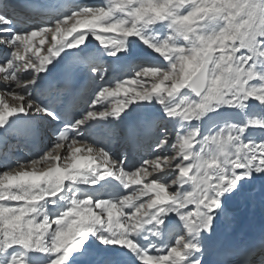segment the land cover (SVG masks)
I'll list each match as a JSON object with an SVG mask.
<instances>
[{"label":"snow or ice","instance_id":"obj_1","mask_svg":"<svg viewBox=\"0 0 264 264\" xmlns=\"http://www.w3.org/2000/svg\"><path fill=\"white\" fill-rule=\"evenodd\" d=\"M0 264H264V0H0Z\"/></svg>","mask_w":264,"mask_h":264},{"label":"bare ground","instance_id":"obj_2","mask_svg":"<svg viewBox=\"0 0 264 264\" xmlns=\"http://www.w3.org/2000/svg\"><path fill=\"white\" fill-rule=\"evenodd\" d=\"M253 225L247 221H244L242 220L239 224V230H238V234L236 236V239L237 240H240V239H243L245 238V236L247 235V232L250 230V228L252 227ZM255 227L258 229L259 227V223L258 221L255 222Z\"/></svg>","mask_w":264,"mask_h":264}]
</instances>
